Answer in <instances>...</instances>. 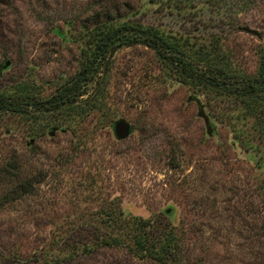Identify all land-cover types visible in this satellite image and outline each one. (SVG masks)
I'll return each mask as SVG.
<instances>
[{
    "label": "rangeland",
    "instance_id": "obj_1",
    "mask_svg": "<svg viewBox=\"0 0 264 264\" xmlns=\"http://www.w3.org/2000/svg\"><path fill=\"white\" fill-rule=\"evenodd\" d=\"M128 1L142 23L195 47L220 44L237 72L254 75L264 58V0ZM97 2L0 3V94L24 106L26 94L43 100L67 82L79 69L84 25ZM97 80L100 110L30 108V116L20 107L0 115V264H38L41 254L54 264L59 234L98 224L96 212L112 200L124 216L172 226L182 264H264V136L249 129L252 145L236 139V127H249L234 117L242 102L181 82L141 44L119 47L81 99ZM116 120L129 124L125 138L116 136ZM26 179L31 193L15 196L17 181ZM61 264L160 263L115 245Z\"/></svg>",
    "mask_w": 264,
    "mask_h": 264
},
{
    "label": "trees",
    "instance_id": "obj_2",
    "mask_svg": "<svg viewBox=\"0 0 264 264\" xmlns=\"http://www.w3.org/2000/svg\"><path fill=\"white\" fill-rule=\"evenodd\" d=\"M5 1L0 0V3ZM97 3L98 8L84 25L86 41L79 69L74 75L60 84L49 98L34 100L26 94L22 97L21 104L24 106L6 94H0V115L12 108H19L21 112L20 107L24 108L21 112L23 115L30 116L33 115L30 108H38L43 113L53 111L72 115L89 113L93 108L102 109L100 81H96L92 93L81 99L86 93L85 85L101 65L103 72L107 73L110 58L119 47L141 44L150 48L181 82L195 83L204 91L231 96L242 102L243 108L234 115L235 119L249 124L245 130L234 129L241 145H252L247 137L249 129L257 132L259 137L264 136V58L260 60L256 73L248 76L230 68L220 53V44L211 49L195 47L188 39L170 36L159 27L142 23L133 18V6L128 0L123 3L98 0ZM17 167L10 166V169L14 168V179H18ZM31 185V180H18L13 188L14 195L30 194ZM112 201L103 204L96 212L100 219L98 224L80 222L59 234L54 241L56 251L49 257L54 264L74 261L82 252H90L99 246L115 245H125L139 257H147L160 264H182V260L176 256L179 243L172 226H158L153 220L140 216H124V211ZM94 234H97V239H93ZM46 256L41 254L36 260L43 261L36 263L46 264L49 261ZM34 261L27 259L25 264H33Z\"/></svg>",
    "mask_w": 264,
    "mask_h": 264
},
{
    "label": "water",
    "instance_id": "obj_3",
    "mask_svg": "<svg viewBox=\"0 0 264 264\" xmlns=\"http://www.w3.org/2000/svg\"><path fill=\"white\" fill-rule=\"evenodd\" d=\"M240 29L251 34L259 35V32L257 30L250 28L248 26H242L240 27ZM191 98H194L198 105V114L203 116L204 119L206 120V116L203 114L202 105L200 101L195 96H192ZM114 131L117 137L125 138L130 132V126L124 120H116L114 122Z\"/></svg>",
    "mask_w": 264,
    "mask_h": 264
}]
</instances>
